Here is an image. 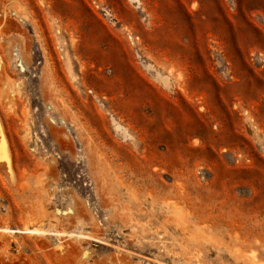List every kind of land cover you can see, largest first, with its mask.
<instances>
[{
    "label": "rangeland",
    "instance_id": "374dc122",
    "mask_svg": "<svg viewBox=\"0 0 264 264\" xmlns=\"http://www.w3.org/2000/svg\"><path fill=\"white\" fill-rule=\"evenodd\" d=\"M0 228V264H264V0H0Z\"/></svg>",
    "mask_w": 264,
    "mask_h": 264
},
{
    "label": "bare ground",
    "instance_id": "6f19581e",
    "mask_svg": "<svg viewBox=\"0 0 264 264\" xmlns=\"http://www.w3.org/2000/svg\"><path fill=\"white\" fill-rule=\"evenodd\" d=\"M0 230H7V228H0ZM26 231H28V229L26 230ZM30 231H33V232H41L42 230H40V229H32V230H30ZM57 233H66V232H63V231H57ZM83 236H87L86 234H83ZM82 239V238H81Z\"/></svg>",
    "mask_w": 264,
    "mask_h": 264
}]
</instances>
